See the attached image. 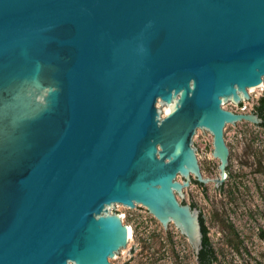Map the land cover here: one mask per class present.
<instances>
[{"label":"water","instance_id":"obj_1","mask_svg":"<svg viewBox=\"0 0 264 264\" xmlns=\"http://www.w3.org/2000/svg\"><path fill=\"white\" fill-rule=\"evenodd\" d=\"M262 84L264 0H0V264H113L130 237L116 203L173 222L199 264L183 188L221 195L224 126L263 123L222 105Z\"/></svg>","mask_w":264,"mask_h":264},{"label":"rangeland","instance_id":"obj_2","mask_svg":"<svg viewBox=\"0 0 264 264\" xmlns=\"http://www.w3.org/2000/svg\"><path fill=\"white\" fill-rule=\"evenodd\" d=\"M263 87L248 89L250 102L243 100L242 108L230 101L222 107L236 112H250L254 110L253 104L259 103V96H263ZM235 125L229 123L223 129L232 177L228 176L225 180L221 195L217 190L216 196L214 181L205 183L209 204L200 191L202 186L190 182L187 188H183V201L190 204L189 192L193 202L201 208L204 225L209 230L207 236L219 264H264V241L255 232H258L257 226L264 228V127L255 126L247 120L237 121ZM205 133L197 129L192 142L195 141L199 149L200 154L195 152V155L202 176L213 179L218 176L219 160L211 154L212 135ZM191 176L194 174L191 173ZM176 179L182 182L180 175ZM175 195L181 202L180 197ZM135 206L142 210L114 204L122 223L132 229V236L125 248L119 250V255L109 259L110 262L123 264L128 261L130 255L127 251L134 244L138 248L131 253L132 258L126 264H197L188 238L173 222L168 223L165 232L161 222L144 210V206Z\"/></svg>","mask_w":264,"mask_h":264},{"label":"trees","instance_id":"obj_3","mask_svg":"<svg viewBox=\"0 0 264 264\" xmlns=\"http://www.w3.org/2000/svg\"><path fill=\"white\" fill-rule=\"evenodd\" d=\"M255 108L264 119V99L263 97L260 98L259 103L256 105ZM260 125L264 126V123ZM191 205L195 206L194 203H191ZM200 223H201V228L203 232V240H202L203 246L199 252V264H215L216 254L211 246V243L209 242V239L207 236V229L204 225L201 214H200Z\"/></svg>","mask_w":264,"mask_h":264},{"label":"flooded vegetation","instance_id":"obj_4","mask_svg":"<svg viewBox=\"0 0 264 264\" xmlns=\"http://www.w3.org/2000/svg\"><path fill=\"white\" fill-rule=\"evenodd\" d=\"M252 112H256V113H258L259 114V112L256 110V108L252 111ZM259 116H261L260 114H259ZM262 117V116H261ZM263 118V117H262ZM263 123H264V119H263ZM263 123H261V124H263ZM258 126H261V125H258ZM227 178H228V176H229V168L227 167ZM226 178V179H227ZM225 182V181H224ZM224 182L221 184V185H219V186H216L218 189H220V187L221 186H223V184H224ZM257 235H258V237L259 238H261L263 241H264V228H261L260 230H258V232H257Z\"/></svg>","mask_w":264,"mask_h":264},{"label":"bare ground","instance_id":"obj_5","mask_svg":"<svg viewBox=\"0 0 264 264\" xmlns=\"http://www.w3.org/2000/svg\"><path fill=\"white\" fill-rule=\"evenodd\" d=\"M262 85H264V84H262ZM129 229H130V237H131L132 236V229L130 227H129ZM128 239H129V237H128Z\"/></svg>","mask_w":264,"mask_h":264}]
</instances>
